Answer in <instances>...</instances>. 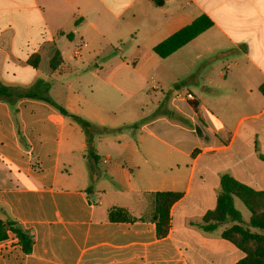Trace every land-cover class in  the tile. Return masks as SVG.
<instances>
[{
    "label": "crops",
    "instance_id": "1",
    "mask_svg": "<svg viewBox=\"0 0 264 264\" xmlns=\"http://www.w3.org/2000/svg\"><path fill=\"white\" fill-rule=\"evenodd\" d=\"M202 15L210 28L165 58L154 51ZM56 51L61 63L53 69ZM151 73L163 86L150 83ZM38 80L72 114L109 128L136 126L95 138L101 177L87 192L81 126L43 99L0 97V221L34 235L27 254L8 229L0 264L244 257L221 225L200 226L217 206L222 174L264 189V0H0V84L17 95ZM158 192L182 193L165 237L154 220ZM114 209L134 220L111 221Z\"/></svg>",
    "mask_w": 264,
    "mask_h": 264
},
{
    "label": "trees",
    "instance_id": "2",
    "mask_svg": "<svg viewBox=\"0 0 264 264\" xmlns=\"http://www.w3.org/2000/svg\"><path fill=\"white\" fill-rule=\"evenodd\" d=\"M157 6H162L164 0H154ZM78 23V22H77ZM213 25V22L205 15L200 16L190 25L182 28L168 39L160 43L154 48V51L162 58H165L178 50L199 34L207 30ZM70 37V34H68ZM39 55L31 57V64L36 66L38 64ZM51 67L57 68L61 63V54L56 51L51 59ZM50 89V83L44 80H38L32 87L22 90L19 94L15 95L10 87L0 84V97L9 99L11 102H15L19 98H33L43 99L57 108L64 116L70 117L73 121L81 126L83 129L86 142L87 151L86 157L90 172V185L87 188V192H92L98 179L101 177V170L99 168V156L95 149V138L101 135L114 134L122 132L126 128L135 127L136 125L121 126L118 128H109L92 123L86 118L72 114L64 107L55 103L47 94ZM261 92L264 94V84L261 85ZM259 158L264 162V153L259 154ZM221 190L217 200V206L214 210L208 211L204 216V222L201 224V228L206 232L216 230L224 221L229 220L234 222L232 230L236 231L242 236L243 241L248 238H252L253 235L249 228H244V219L240 210L235 207L234 197H240L243 202L252 208L253 199L252 196L256 193L264 194V192H258L252 189L245 183L235 179L231 174L224 173L220 177ZM182 197L180 192H158L155 194L154 200V220L157 226V233L159 237H165L171 226L170 210L172 206ZM212 215V216H211ZM218 215V218L213 216ZM109 218L111 221H133L128 213L123 209H114L110 212ZM249 226L252 228L264 229V220L258 216H252L249 221ZM11 230L18 239V243L21 246L24 253H31L34 246V235L17 225L13 221H0V240L7 238V230ZM223 236L230 242L234 243L239 249L244 252V257L240 259L236 264H264V249H261L258 253V258L252 259L248 254V248L245 245L237 242L235 239L228 238V231L223 232Z\"/></svg>",
    "mask_w": 264,
    "mask_h": 264
},
{
    "label": "rangeland",
    "instance_id": "3",
    "mask_svg": "<svg viewBox=\"0 0 264 264\" xmlns=\"http://www.w3.org/2000/svg\"><path fill=\"white\" fill-rule=\"evenodd\" d=\"M76 41L77 40H75V43H76ZM115 51L117 52V50H115ZM152 76H154V77H152ZM163 76L165 77L166 81H170L171 77H173V74L171 73V75H169L167 73H164ZM148 78H149L150 83H151V81L157 77L154 73H151ZM154 80H156V79H154ZM156 81L159 82L160 85L163 86V83H161L158 80H156ZM173 88H174V86L172 85V89ZM118 102L119 101H117L116 105L118 104ZM130 104H131V102L125 103V104L121 105L119 109L115 110L112 120L116 119L117 117L118 118L124 117V114L128 108V105H130ZM150 104L151 103L148 102V105H150ZM258 148L260 151L263 152L264 151V144H258ZM258 192H264V189L258 190ZM252 199H253V203H254L252 205V208H249L243 202V200L238 196L234 197V204H235V207L238 210H240L242 213V216L244 219L243 227L245 229L249 228L251 233L253 235H255L254 237L248 238L246 241H243L242 236L239 235L236 231L232 230V226L234 225V222H231L229 220L224 221V223H222L220 227L223 228L224 232L228 231V238L235 239V240H237V242L241 243L242 245L244 244L245 247L248 248V254L250 255V257L252 259H256V258H258L257 255L260 252V250L264 249V229L250 227L249 221H250L252 216H258L260 219L264 220V194L258 195V193H256L255 195L252 196ZM213 217L218 218L219 216L215 215Z\"/></svg>",
    "mask_w": 264,
    "mask_h": 264
},
{
    "label": "built area",
    "instance_id": "4",
    "mask_svg": "<svg viewBox=\"0 0 264 264\" xmlns=\"http://www.w3.org/2000/svg\"><path fill=\"white\" fill-rule=\"evenodd\" d=\"M153 88L157 90V89L160 88V85L159 84H155ZM179 97H181L180 93L176 95V98H179ZM185 98L188 99V100H193L194 99V95L192 93H187L185 95Z\"/></svg>",
    "mask_w": 264,
    "mask_h": 264
}]
</instances>
